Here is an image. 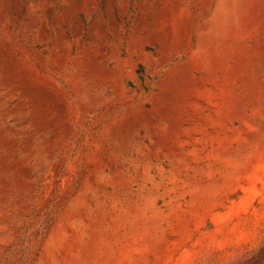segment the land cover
I'll list each match as a JSON object with an SVG mask.
<instances>
[{"label": "rangeland", "instance_id": "1", "mask_svg": "<svg viewBox=\"0 0 264 264\" xmlns=\"http://www.w3.org/2000/svg\"><path fill=\"white\" fill-rule=\"evenodd\" d=\"M264 0H0V264H260Z\"/></svg>", "mask_w": 264, "mask_h": 264}, {"label": "trees", "instance_id": "2", "mask_svg": "<svg viewBox=\"0 0 264 264\" xmlns=\"http://www.w3.org/2000/svg\"><path fill=\"white\" fill-rule=\"evenodd\" d=\"M260 264H264V255H263V260L260 262Z\"/></svg>", "mask_w": 264, "mask_h": 264}]
</instances>
